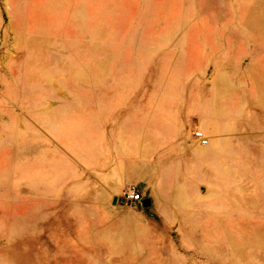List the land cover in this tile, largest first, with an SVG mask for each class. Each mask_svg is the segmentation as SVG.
<instances>
[{
  "label": "rangeland",
  "instance_id": "rangeland-1",
  "mask_svg": "<svg viewBox=\"0 0 264 264\" xmlns=\"http://www.w3.org/2000/svg\"><path fill=\"white\" fill-rule=\"evenodd\" d=\"M116 86L124 107L169 92L221 151L196 198L143 183L147 207L97 214L68 188L78 163L37 119ZM0 264H264V0H0Z\"/></svg>",
  "mask_w": 264,
  "mask_h": 264
},
{
  "label": "crops",
  "instance_id": "crops-1",
  "mask_svg": "<svg viewBox=\"0 0 264 264\" xmlns=\"http://www.w3.org/2000/svg\"><path fill=\"white\" fill-rule=\"evenodd\" d=\"M126 89L113 87L110 95L114 94L115 98H100L98 114L86 110L84 106L88 102H82L83 108L77 111L57 108L49 119H37L38 129L42 131L45 127L52 143L65 147L67 155L78 163L79 169L68 188L82 197L93 198L87 199L91 205L87 211L97 214L121 212L129 202L144 207L142 201L147 197L141 189L145 187L143 183L157 187V193L167 202L184 201L189 193L196 198L194 188L204 176L213 179L219 175L218 159L214 164L197 153L205 147L217 149V146L213 142L205 146L207 142L202 144L192 136L169 92L163 93L156 106H150L148 99L146 103L136 100L124 107L120 104ZM19 90L26 97L37 98L41 94L36 87L23 84ZM9 123L4 119L1 130L7 138L12 136L5 130ZM60 124L64 127L60 128ZM57 179L51 175L53 187ZM132 184L137 186L142 201L124 197ZM131 235L128 229L113 231L118 239L125 240Z\"/></svg>",
  "mask_w": 264,
  "mask_h": 264
},
{
  "label": "built area",
  "instance_id": "built-area-1",
  "mask_svg": "<svg viewBox=\"0 0 264 264\" xmlns=\"http://www.w3.org/2000/svg\"><path fill=\"white\" fill-rule=\"evenodd\" d=\"M194 134H195V137H197L202 144H205L207 142L206 138L203 136L201 132L196 131ZM124 197L130 201H142L143 199V197L138 192L137 186L134 184L130 185L126 189L124 193Z\"/></svg>",
  "mask_w": 264,
  "mask_h": 264
},
{
  "label": "bare ground",
  "instance_id": "bare-ground-1",
  "mask_svg": "<svg viewBox=\"0 0 264 264\" xmlns=\"http://www.w3.org/2000/svg\"><path fill=\"white\" fill-rule=\"evenodd\" d=\"M68 141V140H67ZM70 142V141H69ZM220 150L218 149V151L216 152V154L214 155V157L212 156V158H211V156L209 155V153H208V151H204V150H200V151H198V153L197 154H200V157L202 158V159H204V160H209V161H212V162H214V164H215V159H218V157H219V154H220ZM206 162V161H205ZM221 162V161H220ZM204 164V163H203ZM224 164V163H223ZM219 165H220V163H219ZM207 166V165H206ZM210 166V165H209ZM212 167H214V166H212ZM210 168V167H209ZM213 170V169H212ZM202 172V171H201ZM215 172V171H214ZM217 173V172H216ZM222 173V169L220 168V166H219V168H218V174H221ZM212 175V174H211ZM210 177V176H209ZM207 178V177H206ZM213 178V177H212ZM207 179H209V178H207ZM215 181V180H214ZM217 181V180H216ZM216 183V182H215ZM222 186H224V185H222ZM225 191V190H224ZM238 218V217H237ZM240 225V224H239ZM244 225L245 224H243L242 225V227H244ZM251 227V226H250ZM245 229H247V228H245ZM252 237V236H251ZM258 238V237H257Z\"/></svg>",
  "mask_w": 264,
  "mask_h": 264
},
{
  "label": "water",
  "instance_id": "water-1",
  "mask_svg": "<svg viewBox=\"0 0 264 264\" xmlns=\"http://www.w3.org/2000/svg\"><path fill=\"white\" fill-rule=\"evenodd\" d=\"M149 204H150V200L148 198L143 199L142 201L143 206H148Z\"/></svg>",
  "mask_w": 264,
  "mask_h": 264
}]
</instances>
